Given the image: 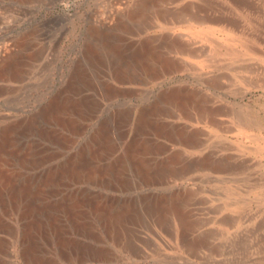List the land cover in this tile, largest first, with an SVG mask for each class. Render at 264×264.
<instances>
[{
  "label": "rangeland",
  "instance_id": "1",
  "mask_svg": "<svg viewBox=\"0 0 264 264\" xmlns=\"http://www.w3.org/2000/svg\"><path fill=\"white\" fill-rule=\"evenodd\" d=\"M182 16L199 21L169 24ZM100 21L108 32L95 46L89 28ZM204 26L212 32L201 33ZM4 48L12 53L4 57ZM155 53L158 58H150ZM138 55L177 64L147 84L138 66L142 82L118 80L117 62L133 63ZM16 61L23 65L20 76L0 73V133L7 124H24L32 117L41 131L24 125L10 153L25 155L29 143L47 144L43 133L49 127L40 114L65 97L85 101L93 95L103 103L87 122L80 145L100 127H112L123 142L124 136L133 137L127 111L134 114L169 89L183 93V104L162 118L196 133L188 141L168 133L159 137L165 145L160 158L176 176L166 185L97 189L131 206L109 225L86 213L88 227L76 228L57 213L60 226L52 229L41 211L43 228L31 234L43 252L38 258L24 253L22 238L33 217L20 210L12 189H0V264H264V0H0V72ZM215 78L222 79L221 85L213 84ZM106 83L118 88L109 100L99 96ZM205 110L215 114L207 116ZM118 112L126 117L118 120ZM111 115L118 122L111 123ZM0 168L12 173L14 166L7 162ZM90 190L58 189L37 196L25 189L20 201L58 202ZM177 219L192 223L182 230L185 236ZM68 238L90 245L92 253L73 254L64 243Z\"/></svg>",
  "mask_w": 264,
  "mask_h": 264
},
{
  "label": "bare ground",
  "instance_id": "2",
  "mask_svg": "<svg viewBox=\"0 0 264 264\" xmlns=\"http://www.w3.org/2000/svg\"><path fill=\"white\" fill-rule=\"evenodd\" d=\"M143 8L144 7H142L141 9L142 11ZM185 17L186 16L184 17L182 16V19L181 17H177L175 18V20H171L169 24L175 27L179 23L184 22L185 20H189L188 21L189 23H195L197 22L196 20L199 19V18L198 19L194 18L195 16L187 17L189 19H185ZM103 22L100 21V24H94V25L92 24L89 28V36L95 46L100 39L104 38V34L108 32L107 30L105 31ZM202 23H205V20L202 21L201 24ZM212 29L213 28H210L209 26H204L202 28L201 33L204 34V32L206 33L212 32ZM237 40L241 41L240 39H232V38L229 39L230 42H234ZM23 41H25V39ZM92 45L93 44H91V47ZM13 48H11L10 50H12ZM89 50H91V48ZM109 50H111V53L114 54L113 48ZM195 50L196 49H194V51ZM195 52L197 53V51ZM11 53L12 52L4 48L2 55L5 57L10 55ZM138 56H136L137 60H135L133 63H124V61L117 62L116 66H114V73L118 80L119 79L125 81L134 80L136 82L137 81L142 82V79L144 78L141 77V75L138 74L136 71L137 69L136 67L138 66L140 67V70L143 71L142 74L148 77V80L143 81L147 84L149 83V80L158 79L160 77L161 70H163V68H165L166 71H171L174 68V66L177 64L176 62L171 61L169 59L156 60L158 58V55H156V53L149 55L150 58L152 57L156 58L154 62H150L151 59L149 58H144V57L142 58L140 55ZM22 66L23 65L18 64L16 61V63H12L11 65H9V67L4 69V71L0 73L1 74L6 73L11 76H20L23 73ZM212 82L213 84L219 86L221 85L220 83H222V79L215 78L212 80ZM102 86L103 87L99 96L101 97V99L104 100L106 99L109 100V98L115 96V93H117L118 91V88L116 86L110 84L107 85V83L103 84ZM78 87L80 88V86ZM65 88L67 87L65 86ZM158 95L159 97L154 101L153 104L143 107L141 110L135 112L134 114L133 112L126 110L127 113L128 112L131 113L128 116L129 121H127V124L133 122V129L135 131V134L133 137L130 138H126L127 136H124L123 138L124 142L121 141L122 137H120L119 132L118 134L114 132L112 130V127L110 128L111 130H109V127L108 128L98 127L99 129L98 130L95 129L96 132L95 131H94L95 133L92 132L93 134L90 135L88 139H86V142L85 143L82 142L83 144L80 145L81 144L80 139L83 138L85 131L89 125V123L87 122H89V120L93 118L97 109H100V107L103 104L102 101L97 100L98 98H96L95 96L92 97L93 95L92 96L86 95L87 98H85V101L82 99V97L70 98L68 96L69 98L65 97L66 99L64 100V98H59V96H57L59 99L52 101L50 105L48 104L49 105L48 108L43 110V113L40 114L41 116L40 118L43 117V119L47 122L46 124L49 127L47 128L46 132L43 133L47 144L44 147L42 146L37 148L35 147L36 145L33 146L34 144L31 145L29 143L27 147L25 146L26 148H28L27 154L25 155H22V153L15 155V152L10 153L8 149L9 147H12V145L20 141V135H22L23 131L25 130L24 125H26V127L32 126L34 128V131L35 130L41 131L39 124L40 121L39 120L37 121L36 119L37 118L36 115L38 114H35L36 117L35 120H32L33 119L32 117V119L29 120V122L27 121L24 124H20V122L19 124L13 122L11 124H7V126H4V129L2 130L3 133L2 134L0 133V163L12 162L14 169L13 171L11 170L12 173H8L6 170L0 168V189H12L13 192L12 194L13 195L15 194V196L17 195V198H19V200L17 199L18 201L16 202L17 206L20 208L21 211L28 210V214H29L28 217L31 216L33 217V220L29 221L30 224L28 225V228L24 230L22 237L25 254H27L28 256H32V258L33 257L38 258V256L43 254V252H39L40 250H37L38 247L35 248V244H37L35 240L36 238L31 236L34 230L36 231L43 228L42 227L43 222L41 223L42 220L41 216L40 217L37 216L40 215L41 211H43L44 214L47 213V215L49 216L50 218L49 221L52 222L50 225L51 227L53 226L52 229L54 227L56 229L57 226L59 225L58 222L59 220L57 221L56 219L57 213L62 214V218L66 224L67 222L72 223V225H74V227L76 228L81 227L82 229H86L88 227L87 226L88 223L84 219L86 213H89L90 216L93 215L94 220H96V222L102 223L103 225L104 223L107 224L110 221L120 219L122 216H124L126 210H128L129 207L131 208V206L128 205L129 206L128 207L127 204L125 205L119 203V200L117 198L116 199L112 198L113 196L111 194L110 195L112 197L108 193L104 191H99L97 189H143V187L150 188L152 186L156 187V186L166 185L167 183L171 182L173 178L174 179L176 178L175 175L169 172L171 166L168 163L162 161V159L160 158V155L164 153L163 150L165 145L164 143H162L159 137H162L163 134L168 133L170 136L172 135L171 137L176 135L177 138H179L180 140L183 139L185 141H188L191 140L193 136H195L196 132L193 131L187 132L185 126L177 127L172 121H166L162 118V115H164L165 113L168 114L170 112L172 106L183 104L182 100L184 97L182 98L183 93H181L180 90L177 91L175 89H169L167 91L159 93ZM54 98L55 97H53V99ZM179 105L177 107H179ZM183 108L182 109L180 108V110L184 112L185 110H183ZM205 111L206 112L204 114L207 116L211 115L212 113V111H208V110ZM120 115L121 113L118 112V114L115 117L118 119ZM111 117L113 118V121L111 123H115L116 118L114 120L113 115H111ZM111 117L110 119L107 120H112ZM125 117L126 115L120 116V118H125ZM105 121L106 119L104 120V122ZM42 127L45 129L44 126ZM34 131L32 130V132ZM128 132L129 130H127V134ZM6 133H10V135L6 137L5 136ZM39 134H41L39 136L43 135L42 133ZM25 189H34V191L39 194L37 196H41V195L46 196V194L52 195L58 192V189H82V190L91 189V190L87 193H82L81 191H80L81 193L72 192L73 193L72 195L70 196L67 195L58 202L46 201V203H43V202H35V201L33 202L20 201L21 199L23 200L24 198L23 192H25L24 191ZM0 199L2 200V197ZM169 209H173L172 205H169ZM179 219H177L179 221L178 226L182 234V230H184V228L187 225L188 227L192 225V223L188 221L183 222L182 220L180 221ZM162 221L163 220H161V222ZM171 223L173 224L172 220ZM184 232L186 233V231ZM182 235H184V233ZM64 243L68 244L66 248L74 252L73 254L75 255L83 256L92 253L90 250H88V247L90 245L87 247L81 241L78 242L75 239L68 238L66 241H64ZM64 243L63 245L65 247ZM41 247L43 248V246ZM99 253H103V252H99Z\"/></svg>",
  "mask_w": 264,
  "mask_h": 264
}]
</instances>
